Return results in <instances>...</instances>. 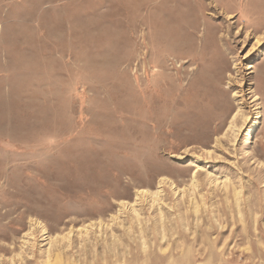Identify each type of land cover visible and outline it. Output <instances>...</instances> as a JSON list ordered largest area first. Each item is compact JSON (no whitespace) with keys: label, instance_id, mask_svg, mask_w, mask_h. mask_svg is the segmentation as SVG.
I'll return each instance as SVG.
<instances>
[{"label":"rangeland","instance_id":"374dc122","mask_svg":"<svg viewBox=\"0 0 264 264\" xmlns=\"http://www.w3.org/2000/svg\"><path fill=\"white\" fill-rule=\"evenodd\" d=\"M47 258L264 264V0H0V264Z\"/></svg>","mask_w":264,"mask_h":264},{"label":"bare ground","instance_id":"6f19581e","mask_svg":"<svg viewBox=\"0 0 264 264\" xmlns=\"http://www.w3.org/2000/svg\"><path fill=\"white\" fill-rule=\"evenodd\" d=\"M204 23V22H203ZM205 24V23H204ZM192 27L194 28V29H197V27H198V22L194 19V23L192 24ZM206 27V26H205ZM206 30V29H205ZM247 32V31H246ZM261 35H262V33H260ZM247 36V35H246ZM256 40H258V41H260L261 40V38L260 37H256ZM253 67V65H251V64H249V65H247V67L246 68H252ZM249 92V91H248ZM236 93H234V95H235ZM256 97V96H255ZM258 98V97H257ZM244 99V98H243ZM252 101H254L255 102V99L253 98V99H251ZM243 103V102H242ZM255 105V104H254ZM241 106V105H240ZM242 108H244V107H242ZM238 115H241L242 117H244V119H247V117L245 116V114L243 113V111L241 110V107H239L237 110H236V112L234 113V115L232 116V119H231V122H233V120L235 119V117L236 116H238ZM258 118V117H257ZM242 120V119H241ZM230 124V123H229ZM233 124H235V123H233ZM242 125V124H241ZM229 128V127H228ZM234 130V129H233ZM219 139V138H218ZM191 165H192V167L193 168H195V167H197L198 168V165H197V163H195V162H192L191 163ZM197 171V170H196ZM196 171H194V172H196ZM194 177V176H193ZM196 181V180H195ZM156 197V196H155ZM128 207V206H127ZM135 209V208H134ZM128 211V210H127ZM101 224V223H100ZM101 230V229H100ZM50 249H48L47 251H49ZM49 253V252H48ZM48 259V258H47ZM46 264H53V263H51V262H49V259L46 261Z\"/></svg>","mask_w":264,"mask_h":264}]
</instances>
